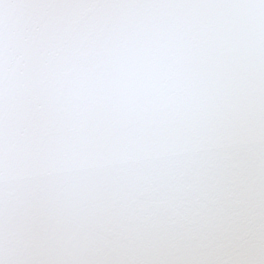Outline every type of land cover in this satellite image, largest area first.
Segmentation results:
<instances>
[{
    "label": "snow or ice",
    "instance_id": "1",
    "mask_svg": "<svg viewBox=\"0 0 264 264\" xmlns=\"http://www.w3.org/2000/svg\"><path fill=\"white\" fill-rule=\"evenodd\" d=\"M0 264H264V0H0Z\"/></svg>",
    "mask_w": 264,
    "mask_h": 264
}]
</instances>
